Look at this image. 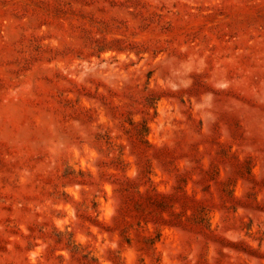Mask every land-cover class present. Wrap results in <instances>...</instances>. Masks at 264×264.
Returning <instances> with one entry per match:
<instances>
[{
	"label": "rangeland",
	"instance_id": "obj_1",
	"mask_svg": "<svg viewBox=\"0 0 264 264\" xmlns=\"http://www.w3.org/2000/svg\"><path fill=\"white\" fill-rule=\"evenodd\" d=\"M0 264H264V0H0Z\"/></svg>",
	"mask_w": 264,
	"mask_h": 264
}]
</instances>
